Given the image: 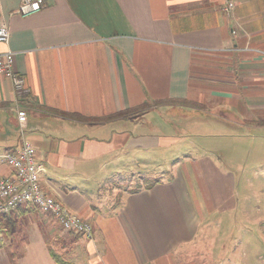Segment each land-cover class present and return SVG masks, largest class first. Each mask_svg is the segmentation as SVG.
I'll list each match as a JSON object with an SVG mask.
<instances>
[{
	"label": "crops",
	"instance_id": "obj_1",
	"mask_svg": "<svg viewBox=\"0 0 264 264\" xmlns=\"http://www.w3.org/2000/svg\"><path fill=\"white\" fill-rule=\"evenodd\" d=\"M20 3L0 0V52H15L29 91L0 76V156L20 145L25 107L43 186L93 231L20 205L2 218L0 264H223L199 250L201 228L237 207L214 203L202 165L172 164V148L182 122L191 135L213 118L264 128V0H48L27 16ZM13 174L0 159V179ZM135 178L151 180L119 183ZM229 264H264V252Z\"/></svg>",
	"mask_w": 264,
	"mask_h": 264
},
{
	"label": "rangeland",
	"instance_id": "obj_2",
	"mask_svg": "<svg viewBox=\"0 0 264 264\" xmlns=\"http://www.w3.org/2000/svg\"><path fill=\"white\" fill-rule=\"evenodd\" d=\"M227 114L231 120L238 118L232 111ZM180 126L176 137L180 136L181 146L172 148L179 153L174 156L172 164H182L190 155L202 165L214 203L228 199L226 201L234 202L237 207L231 217L215 215L214 219L207 220L212 224L201 228L199 250L207 252L217 263L223 258V264L240 258L243 250L249 257L255 252H264V128L248 126L242 120L221 123L215 118L193 122V135L186 133L190 131L189 123L184 125L182 122ZM206 163L214 166L212 177L207 172ZM169 173L165 171L164 178ZM150 180L135 178L126 182L119 180V183L128 187L132 184L136 188ZM228 188L232 190L231 195ZM259 218L261 222H258Z\"/></svg>",
	"mask_w": 264,
	"mask_h": 264
},
{
	"label": "built area",
	"instance_id": "obj_3",
	"mask_svg": "<svg viewBox=\"0 0 264 264\" xmlns=\"http://www.w3.org/2000/svg\"><path fill=\"white\" fill-rule=\"evenodd\" d=\"M48 4V0H21L15 10L23 16L36 13ZM235 3L229 1L225 10L232 13ZM10 29L2 18L0 4V42H9ZM15 52L11 49L0 52V76L11 79L18 93L29 91L25 76L14 70ZM28 119L25 107L16 108V121L23 139L18 147L2 154L0 159L6 162L14 174L0 179V241L5 240L6 232L1 225L2 218L17 210L20 205L31 204L39 210L50 213L67 230H72L86 236H91L93 225L86 221L79 213L67 208L63 202L51 194L41 182L43 165L38 161L34 144L24 137V128Z\"/></svg>",
	"mask_w": 264,
	"mask_h": 264
},
{
	"label": "trees",
	"instance_id": "obj_4",
	"mask_svg": "<svg viewBox=\"0 0 264 264\" xmlns=\"http://www.w3.org/2000/svg\"><path fill=\"white\" fill-rule=\"evenodd\" d=\"M152 183H149L148 185L151 186Z\"/></svg>",
	"mask_w": 264,
	"mask_h": 264
}]
</instances>
